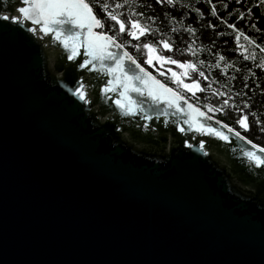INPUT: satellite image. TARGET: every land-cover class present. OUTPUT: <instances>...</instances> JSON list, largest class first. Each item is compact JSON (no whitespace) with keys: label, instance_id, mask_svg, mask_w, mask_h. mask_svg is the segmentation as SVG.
<instances>
[{"label":"water","instance_id":"water-1","mask_svg":"<svg viewBox=\"0 0 264 264\" xmlns=\"http://www.w3.org/2000/svg\"><path fill=\"white\" fill-rule=\"evenodd\" d=\"M19 6L0 0V15ZM0 25V264H264L251 144L195 105L227 140L165 107L144 129L82 49L69 61L38 26Z\"/></svg>","mask_w":264,"mask_h":264},{"label":"trees","instance_id":"trees-1","mask_svg":"<svg viewBox=\"0 0 264 264\" xmlns=\"http://www.w3.org/2000/svg\"><path fill=\"white\" fill-rule=\"evenodd\" d=\"M108 2L111 5L109 11L118 14L122 20H136L150 29L151 34H146L139 41L121 34L118 42L127 41L124 46L148 42L156 46L161 55L171 56L181 63L188 61L195 64L198 71L189 72L186 79L189 84L196 79L203 91L184 97L213 119L240 132L253 144L264 147V131L261 130L264 128V51H261L264 48V0H240L239 3L236 0H173L171 5L164 0L160 4L156 0ZM116 4L122 6L115 8ZM213 10L215 16L212 15ZM94 12L103 18L99 7H94ZM209 24L212 27H208ZM228 24L242 33L239 40ZM127 27L130 28V25ZM112 34L109 32V35ZM158 41L168 42L172 51L162 48ZM139 49L143 50L142 47ZM137 58L142 61L141 54ZM169 66L182 71L174 64ZM199 71L204 72V77L198 75ZM164 82L175 88L167 77ZM225 100L227 105L223 103ZM205 105L221 108V111L210 112ZM241 115L247 117V132L236 123Z\"/></svg>","mask_w":264,"mask_h":264},{"label":"snow or ice","instance_id":"snow-or-ice-1","mask_svg":"<svg viewBox=\"0 0 264 264\" xmlns=\"http://www.w3.org/2000/svg\"><path fill=\"white\" fill-rule=\"evenodd\" d=\"M164 2L171 5L173 0H164ZM236 2L239 3L240 0H236ZM156 3L160 4L161 0H156ZM20 5L16 9L17 15H0V20H10L12 24L21 25L28 22L34 26L28 28V31L33 32V34L38 26L40 33L45 36L51 34L52 41L54 43L59 42L60 47L67 53L69 61H73L80 55L82 49L85 59L79 64V67L84 69L91 65L90 71H99L109 77L107 85L101 88V92L105 94L115 92L118 88L119 99L114 102L123 114L136 115L138 111L142 110L143 102L134 100L130 95L135 93L138 97H146L147 100L152 102L153 106L163 104L165 108L174 109L176 113L187 117L184 123L188 125V129L191 131L198 132L201 135L212 134L221 140L228 139L219 130H214L204 124L202 122V118H205L204 113L189 103L188 99L172 87L161 82L156 78V75L146 71L127 51H123L124 44L127 41L118 42L121 34L139 41L146 34H151L150 29L136 20H122L118 14L109 11L111 5L108 0H20ZM121 6L116 4L115 8ZM94 7H99L100 12L103 13V18L94 12ZM212 15H216L215 10L212 11ZM105 21L114 23L106 24ZM127 25H130V28ZM116 26H118V32ZM227 26L236 32V38L239 40L242 33L237 31L232 24ZM208 27H212V25L209 24ZM0 30L9 31L10 29L7 25H0ZM188 31L191 32L192 29L189 28ZM109 32L113 34L109 35ZM244 39L252 43L247 36H244ZM157 44L168 52L172 51V47L166 41H158ZM133 47L138 49L142 47L145 50L147 58L143 60V64L153 68V71H157L153 61L161 67L165 64H174L177 68L182 69L179 74L170 69L158 71L157 73L159 76H165V71L170 72L167 79L172 84L177 85L178 88L190 92L192 96H195L198 91H203L196 79H192L190 84L184 83V78H189V72L196 73L198 71L195 64L188 61L181 63L171 56L161 55L157 52L156 46L148 42L142 45H133ZM237 47H240V45L237 44ZM112 49L118 51H112ZM261 51H264V48ZM220 59L223 60L224 58L220 57ZM244 59L247 60L248 57L245 56ZM217 67H219V64H217ZM198 75L204 77V72L199 71ZM83 87L84 85L81 84L80 87L74 90L73 95L78 96L81 101L87 104L85 92L82 91ZM213 94L216 95L215 92ZM219 95H224V93H219ZM223 103L227 105L228 101L225 100ZM205 107L210 112L221 111V108H212L210 105H205ZM244 107L247 108L248 105L245 104ZM143 118L149 119L148 116ZM206 118L211 119V117ZM216 123H219V121H216ZM236 123L245 132L249 130L246 116L241 115ZM256 123L258 124L259 121H256ZM261 130L264 131V128ZM180 131H184V129L181 128ZM228 132H232L239 140L245 144H251V148L255 149V151L242 149L243 156L250 165H254L258 169L264 167V147L258 148L256 144L251 143L240 132H233L230 127ZM201 148H203V142H201Z\"/></svg>","mask_w":264,"mask_h":264},{"label":"flooded vegetation","instance_id":"flooded-vegetation-1","mask_svg":"<svg viewBox=\"0 0 264 264\" xmlns=\"http://www.w3.org/2000/svg\"><path fill=\"white\" fill-rule=\"evenodd\" d=\"M133 48V47H132ZM132 48H129V47H126V46H124L123 47V51H127L128 53H129V55H131L134 59H136L137 60V63H140L141 64V66L142 67H144L145 68V70L146 71H148V72H150V68L147 66V65H142V62H141V60H139L138 58H137V55H139V57H140V51H138V50H136V51H134V50H131ZM112 51H118V50H112ZM156 78L157 79H159V80H161L160 78H158L157 76H156ZM108 81V80H107ZM161 82H163V83H165L164 81H162L161 80ZM106 84H107V82H106ZM109 93H111V92H109ZM118 93H119V91L117 90V91H115L114 92V95L117 97V99H119V95H118ZM112 94V96H113V93H111ZM133 94V96L134 97H136V98H138V99H135V98H133L134 100H138V101H142L143 103H142V111H143V114L144 115H147V114H157L158 112H157V110L159 111V112H162V115H164V114H166L168 111H167V109H164L163 108V110H162V108L161 107H165L163 104H160V105H158V106H153L152 105V102L151 101H149V100H147V98L146 97H138V96H136L135 95V93H132ZM132 96V95H131ZM113 101H115V100H113ZM114 104H115V102H113ZM116 105V104H115ZM149 114V118L150 119H147L146 120V123H142L140 126H143V128L144 129H151L152 130V127H150L148 124H147V121L149 122V121H151V120H156L155 119V116H153V115H150ZM144 116H141L140 117V121H144L145 119L143 118ZM144 119V120H143ZM139 120V119H138ZM128 123V122H127Z\"/></svg>","mask_w":264,"mask_h":264},{"label":"rangeland","instance_id":"rangeland-1","mask_svg":"<svg viewBox=\"0 0 264 264\" xmlns=\"http://www.w3.org/2000/svg\"><path fill=\"white\" fill-rule=\"evenodd\" d=\"M134 44V43H133ZM133 44L132 45H130V46H126V47H129V48H132L133 47ZM131 50H134V51H136V50H138V51H140L139 53L141 54V57H142V65H145V64H143V60L144 59H146L147 58V54H146V52H145V50L143 49V50H141V49H138V48H136V47H133ZM153 65H154V67L156 68V70L157 71H153V68H150L149 70H150V73H152L153 75H156L158 78H160L162 81H164V79H166V77H168L169 75H170V72H168V71H165V76H159L157 73H158V71H164V70H167V69H170L171 71H175V72H177L178 74L181 72L180 70H177V69H175V68H170V66H169V64H165V65H163L162 67L161 66H159V65H156L155 64V61H153ZM184 83H188L189 84V82L187 81V79L186 78H184ZM174 86H175V88H174V90H176L180 95H182L183 97L185 96V95H187V94H189L190 92H186V91H184L183 89H181V88H178L177 87V85H175V84H173ZM185 98V97H184Z\"/></svg>","mask_w":264,"mask_h":264}]
</instances>
